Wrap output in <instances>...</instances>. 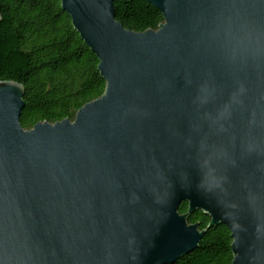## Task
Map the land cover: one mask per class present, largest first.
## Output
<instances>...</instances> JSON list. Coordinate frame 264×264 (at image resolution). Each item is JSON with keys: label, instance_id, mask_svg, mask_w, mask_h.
Here are the masks:
<instances>
[{"label": "water", "instance_id": "water-1", "mask_svg": "<svg viewBox=\"0 0 264 264\" xmlns=\"http://www.w3.org/2000/svg\"><path fill=\"white\" fill-rule=\"evenodd\" d=\"M60 1L106 90L25 128L23 84L0 81V264H174L219 224L231 264H264V0H148L145 31L114 0Z\"/></svg>", "mask_w": 264, "mask_h": 264}, {"label": "trees", "instance_id": "trees-1", "mask_svg": "<svg viewBox=\"0 0 264 264\" xmlns=\"http://www.w3.org/2000/svg\"><path fill=\"white\" fill-rule=\"evenodd\" d=\"M114 7L117 20L128 29H157L164 21L161 10L148 0H114ZM0 11V81L23 84L25 128L74 119L81 107L104 94L99 59L60 0H0ZM187 210L183 202L180 212ZM188 220L204 229L211 218L199 210ZM232 241L226 225L213 226L197 249L174 264H231Z\"/></svg>", "mask_w": 264, "mask_h": 264}]
</instances>
